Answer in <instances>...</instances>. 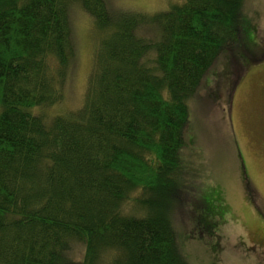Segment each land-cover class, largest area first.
Here are the masks:
<instances>
[{
    "label": "trees",
    "instance_id": "obj_1",
    "mask_svg": "<svg viewBox=\"0 0 264 264\" xmlns=\"http://www.w3.org/2000/svg\"><path fill=\"white\" fill-rule=\"evenodd\" d=\"M245 2L178 0L149 13L0 0V264H192L170 209L189 179L187 100L238 48ZM74 6L93 34L83 98L48 116L75 54Z\"/></svg>",
    "mask_w": 264,
    "mask_h": 264
},
{
    "label": "rangeland",
    "instance_id": "obj_2",
    "mask_svg": "<svg viewBox=\"0 0 264 264\" xmlns=\"http://www.w3.org/2000/svg\"><path fill=\"white\" fill-rule=\"evenodd\" d=\"M176 1L106 0L149 13ZM244 15L238 48L220 53L187 100L189 179L170 209L192 264H264V0H246ZM70 24L75 54L62 101L42 109L48 116L79 107L83 98L93 34L77 6ZM82 254V244L73 243L76 262Z\"/></svg>",
    "mask_w": 264,
    "mask_h": 264
}]
</instances>
